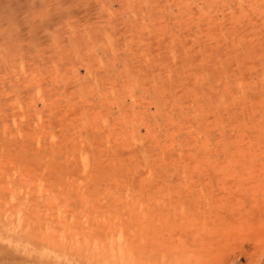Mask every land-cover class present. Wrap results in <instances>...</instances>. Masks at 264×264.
<instances>
[{"label":"rangeland","instance_id":"374dc122","mask_svg":"<svg viewBox=\"0 0 264 264\" xmlns=\"http://www.w3.org/2000/svg\"><path fill=\"white\" fill-rule=\"evenodd\" d=\"M262 168L264 0H0V264H264Z\"/></svg>","mask_w":264,"mask_h":264},{"label":"bare ground","instance_id":"6f19581e","mask_svg":"<svg viewBox=\"0 0 264 264\" xmlns=\"http://www.w3.org/2000/svg\"><path fill=\"white\" fill-rule=\"evenodd\" d=\"M16 141V140H15ZM6 142V141H5ZM23 144H24V142H23ZM4 145V144H3ZM9 145H11V144H9ZM6 147V146H5ZM21 147H23V146H21ZM12 148V147H11ZM4 148H2V150H3ZM27 149V148H26ZM17 150V149H16ZM17 153V152H16ZM4 154V153H3ZM18 154H20V153H18ZM6 155V154H5ZM15 155V154H14ZM24 155H25V153H24ZM34 155H35V157H37L38 158V154L37 153H34ZM3 156V155H2ZM7 156H9V155H7ZM12 156V155H11ZM16 156V155H15ZM27 156V155H26ZM16 157H18V156H16ZM19 157H22L21 155L19 156ZM32 157V156H31ZM26 158V157H25ZM7 159V158H6ZM23 159V158H22ZM29 161V160H28ZM27 161V162H28ZM51 169H53V168H51ZM254 182H256L257 183V185H258V187H260V185H262V183L264 182V169L262 168V169H256V171H255V173H254ZM14 177V176H13ZM9 178V177H8ZM10 178H11V175H10ZM17 180V179H16ZM11 181V180H10ZM10 181H7V182H10ZM20 181V180H19ZM13 181H11L10 182V184L12 183ZM14 183L16 184L17 182H15V180H14ZM13 183V184H14ZM9 183H8V185H10ZM13 184H11L12 186H13ZM14 184V185H15ZM3 185V184H2ZM8 185H5V186H8ZM1 186V185H0ZM15 186H18V185H15ZM7 188H9V187H7ZM11 188H13V187H11ZM68 189V188H67ZM67 192V191H66ZM65 192V193H66ZM71 193L72 192H70V195H71ZM52 201H54V202H56L55 201V199H53ZM33 208V207H32ZM33 215V214H32ZM130 216V215H129ZM131 216H134L133 215V213H131ZM22 218V217H21ZM31 218V217H30ZM130 218V217H129ZM33 219V218H32ZM29 220V219H28ZM131 220H132V218H130V219H128V221H127V219H126V221L124 220V222H126V223H124V222H121V227L122 228H126L130 223H131ZM30 221V220H29ZM31 221H33V220H31ZM27 223V222H26ZM60 223V222H59ZM59 223H57L58 225H59ZM66 223V224H65ZM65 223H62V224H65V226L67 225V224H71V222L70 221H67V220H65ZM28 224V223H27ZM56 225V224H55ZM72 225V224H71ZM59 226H61V225H59ZM63 226V225H62ZM64 226V227H65ZM24 227V226H23ZM26 227V226H25ZM54 227V226H53ZM52 227V229L55 231L56 229H54ZM56 227V226H55ZM71 227L72 226H70L69 228H70V230L67 228L66 229V227H65V229L64 230H68L69 232L71 231V236H73L75 233H72V229H71ZM57 228H58V226H57ZM63 228V227H62ZM73 228V227H72ZM94 228V227H93ZM100 228H102L101 226H99L98 225V229H100ZM51 229V228H50ZM97 228L95 229V231L97 232V230H98ZM91 230V229H90ZM122 230V229H121ZM28 231V230H27ZM77 231V237L78 238H81L80 236L81 235H83L85 232H83V233H79V230L78 229H76L75 230V232ZM52 232V231H51ZM65 232V231H64ZM67 233V231H66V234H70V233ZM74 232V231H73ZM78 233L80 234V236L78 235ZM99 233V232H98ZM105 234V233H104ZM121 234V235H120ZM76 235V234H75ZM85 235V234H84ZM99 235H102L101 233L99 234ZM117 236H119L120 238L123 236V233H122V231H120L119 232V235H118V233L116 234ZM96 236V235H95ZM115 236V235H114ZM73 237H76V236H73ZM76 237V238H77ZM105 237V236H104ZM69 238H71V237H69ZM76 238H75V240H76ZM83 238V237H82ZM87 238V237H86ZM98 238V237H97ZM111 238V237H110ZM119 238V239H120ZM127 238V237H126ZM72 239V238H71ZM113 240V239H112ZM117 240V239H116ZM123 240V239H122ZM121 240V241H122ZM125 240V239H124ZM123 240V241H124ZM135 240H137V239H135ZM68 241V240H67ZM106 241V240H105ZM118 241V240H117ZM140 241H142L141 239H140ZM99 242V241H98ZM98 242H96V243H98ZM111 242V241H110ZM119 242V241H118ZM126 242H127V239H126ZM134 242V241H133ZM100 243H102V241L100 242ZM107 243H108V240H107ZM117 243V242H116ZM120 243V242H119ZM133 244L131 241H129L128 242V244ZM138 243V240L133 244V245H135V247L137 246L136 244ZM141 243V242H140ZM142 243H143V241H142ZM88 244V243H87ZM114 245H115V243H113ZM112 244V245H113ZM125 244H127V243H125ZM127 244V245H128ZM96 245V244H95ZM98 245V244H97ZM96 245V246H97ZM133 245H131V246H133ZM95 246V247H96ZM101 246V245H100ZM117 246H118V244H117ZM126 246V245H125ZM62 247V246H61ZM95 247H93V249L95 248ZM110 247H112V246H109V248ZM114 247L115 246H113V250H114ZM124 247V246H123ZM101 248V247H100ZM95 248L96 250L98 249L99 251L101 250H104V246H103V248ZM108 248V247H107ZM116 248V247H115ZM119 248H120V246H119ZM118 248V249H119ZM125 248V247H124ZM89 249V248H88ZM106 249V248H105ZM200 249H202V248H200ZM96 250H94V252L96 253ZM97 250V251H98ZM121 250V249H120ZM123 250V249H122ZM101 251L99 252L100 254H101ZM106 251V250H105ZM108 251V250H107ZM116 251V252H115ZM114 252L116 253V256H117V250H115ZM125 251V250H124ZM93 252V251H92ZM91 252V253H92ZM113 251H112V249H110V251H108V253H112ZM121 252V251H120ZM118 253V256H120V254L121 253H124V252H121V253ZM128 252H130V250L128 251ZM198 252H199V249L198 248H193L192 250H191V253L193 254V255H197L198 254ZM104 253V252H103ZM103 253H102V255H103ZM115 253L113 254L112 253V255L111 256H114L115 255ZM184 254H181V253H178L176 250H173V251H171V253L170 254H168V255H165V257H164V259H162V260H160V261H157L155 264H197L196 263V259H197V256L196 257H193L192 256V254L187 250V251H185V252H183ZM185 253H189L190 254V256H189V259H186V258H184L185 256H188V255H186ZM92 254H94V253H92ZM97 254V253H96ZM95 254V255H96ZM99 254V255H100ZM125 254V253H124ZM109 256V255H108ZM116 257V258H119V257ZM124 256V255H123ZM127 256V255H126ZM132 256V255H131ZM99 258V257H98ZM107 258V257H106ZM111 258V257H110ZM115 258V257H114ZM114 258H111V260L113 259L114 261L116 260V259H114ZM129 258V257H128ZM245 258H241V259H239V260H235L234 262H233V264H237V262H241V261H243ZM99 261H100V259H99ZM98 261V262H99ZM121 261V260H120ZM119 261V262H120ZM109 262H110V260H109ZM113 263V262H112ZM121 263V262H120Z\"/></svg>","mask_w":264,"mask_h":264},{"label":"water","instance_id":"95a60500","mask_svg":"<svg viewBox=\"0 0 264 264\" xmlns=\"http://www.w3.org/2000/svg\"><path fill=\"white\" fill-rule=\"evenodd\" d=\"M244 263V260L243 261H241V262H237V264H243Z\"/></svg>","mask_w":264,"mask_h":264}]
</instances>
